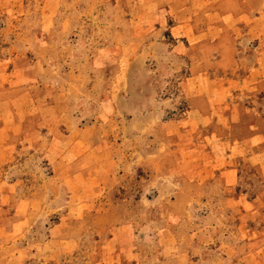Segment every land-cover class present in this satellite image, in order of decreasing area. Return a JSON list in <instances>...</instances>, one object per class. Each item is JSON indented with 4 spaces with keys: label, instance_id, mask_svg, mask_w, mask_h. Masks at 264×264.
Here are the masks:
<instances>
[{
    "label": "rangeland",
    "instance_id": "1",
    "mask_svg": "<svg viewBox=\"0 0 264 264\" xmlns=\"http://www.w3.org/2000/svg\"><path fill=\"white\" fill-rule=\"evenodd\" d=\"M252 2L261 39L238 51L264 67ZM223 15L224 0H0V264H190L173 244L196 230H264L218 202L236 149L237 194L264 195L262 140L224 136V60L193 37ZM262 95L239 102L264 130ZM242 245L234 264H264Z\"/></svg>",
    "mask_w": 264,
    "mask_h": 264
},
{
    "label": "crops",
    "instance_id": "2",
    "mask_svg": "<svg viewBox=\"0 0 264 264\" xmlns=\"http://www.w3.org/2000/svg\"><path fill=\"white\" fill-rule=\"evenodd\" d=\"M259 10V5L255 4V2L245 3V0H224L222 21L211 24V27L207 29L196 31L193 35L195 41L200 44L199 48L206 53L210 50L221 52L220 56L224 60V108L229 109L224 114V136H233L231 141L238 142L236 144L243 143L246 139L248 143L254 144L261 139L262 141L256 144L258 152L253 147L250 148L252 155L255 156L252 161H256L257 154L259 156L264 155V130L260 127L262 117L256 115L255 112L249 113L248 110H244V104L242 105L239 101L245 100L246 97H250L254 93L263 94L264 100V67L260 65L262 52L258 50L255 52L256 55L254 54L252 57L257 61L252 67H247L244 60H248L250 57L246 58L245 54H240L238 45L244 41L246 42V40L261 39V34L254 33L261 31V18H258L256 14ZM178 27L182 29L189 27L192 28L190 31L194 30L193 22L185 25L180 24ZM246 29H250L249 32H253V34L247 36L249 33H239L240 31L244 32ZM215 32L218 34H215ZM188 38L191 39V35ZM195 48L197 49L198 45ZM262 57H264V52ZM245 76L253 79L251 81L252 84H246ZM200 101L210 107L208 98H200ZM241 112H245L253 118L251 125H247L248 122H246L249 130L247 137H243L242 132H238L239 126L233 124L238 123L237 121L242 122L239 118L237 120ZM234 113L235 115L233 116L232 114ZM243 127L241 125L240 129ZM236 151L237 154H233L229 161L228 158L224 157V168L221 169L218 176L220 185L224 189V196L218 199L221 207L220 211H224V216L230 215L231 217L237 216L241 218L242 226H245L243 221L248 225L250 220H255V218H259L260 221L264 222V195H258L254 201L248 202L243 194H237V188L240 183L241 163L238 149ZM206 166L209 165H205L202 169L208 171L209 168H205ZM254 168L258 171H263L264 160L256 161ZM209 174L211 175L210 171ZM211 211L214 210L211 209ZM220 211L216 206L215 213H221ZM215 213H211V215ZM255 228L253 230H237L233 232V237L236 238L235 243L233 241L225 243L223 240L219 244L210 240L216 239L218 234L225 236L226 230H196L189 236L188 244L185 246L177 243L173 244L174 251H178L179 259L186 258L184 260H188L190 264H201L202 262L203 264H234L236 261H242V258H239L241 256L239 253L242 251L240 249L246 247L244 246L245 244L242 245V242L245 243L246 241L250 244L248 247L250 251L259 249L264 260V230H260L261 228L259 227ZM225 238L229 240L230 237ZM202 255H207V258L205 260L196 259ZM233 255L238 256L236 261L231 258ZM22 262L23 260L20 263Z\"/></svg>",
    "mask_w": 264,
    "mask_h": 264
}]
</instances>
